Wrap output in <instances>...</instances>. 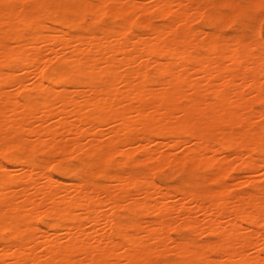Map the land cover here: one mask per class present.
I'll return each mask as SVG.
<instances>
[{
	"label": "bare ground",
	"instance_id": "6f19581e",
	"mask_svg": "<svg viewBox=\"0 0 264 264\" xmlns=\"http://www.w3.org/2000/svg\"><path fill=\"white\" fill-rule=\"evenodd\" d=\"M195 1L0 0V264H264V0Z\"/></svg>",
	"mask_w": 264,
	"mask_h": 264
},
{
	"label": "rangeland",
	"instance_id": "374dc122",
	"mask_svg": "<svg viewBox=\"0 0 264 264\" xmlns=\"http://www.w3.org/2000/svg\"><path fill=\"white\" fill-rule=\"evenodd\" d=\"M149 1L151 2L152 0H149ZM202 1L203 0H196L195 1L196 5H201L202 4L201 5L202 9L207 12L209 10L210 6L209 5H204ZM215 1L219 2V1H223V0H215ZM30 3H31L30 1H26L24 3V5L25 6H29ZM204 6H206V7L203 8ZM66 16L71 18V19H74V16L71 13H68ZM203 18L204 17H199L198 19L195 18V20L192 21L193 27L194 28L197 27L196 29H205V30L211 31V32H214V31L217 30V26L216 25H209L207 20L205 18L204 19ZM105 20L108 21V19H105ZM103 22H105V21H103ZM163 22H164L163 18H159V17L154 18V23L155 24L159 25V24H162ZM242 22H243L244 25L239 24L237 22L228 21L225 24V26L222 28V33L224 35H226V36H228V35L229 36H233V35H237V34H240V33L244 32V33L248 34L247 40H249L250 37H253V35H255L256 39H263L264 40V5H262L260 7H257L255 9H251V11L249 13V16L247 18H244L242 20ZM64 30H68L69 32H72V33L74 32V29L73 28L71 29L70 27H64ZM251 32H253L254 34L251 33ZM261 106H262L261 103H255L254 104V108L255 109H259V108H261ZM6 155L19 156L20 155V151L17 148H15V149L12 148L7 153H0V160L3 161L4 160V156L6 157ZM34 157H35V159H42L44 157V155L41 152H37V153L34 154ZM59 163L63 167H66L68 165L79 166V162L77 160L73 159V158L65 159V160H62V161H55V162H52V165L59 164ZM7 166L10 167L11 165L7 164ZM10 168H13V167L11 166ZM171 172L172 173L174 172V173L172 174ZM152 173H153L152 174L153 178L156 181H159L163 186H166V187H174V186L180 184L181 181H185L188 184H196V183L200 182L203 179V177L205 176V174H206L205 171H203V170H195V171H193V172H191L189 174L187 173V174L184 175V174L178 172L177 170L172 169V168L167 167V166L166 167H161V169L158 168V170L156 168V169L153 170ZM166 173H168V174L171 173V175H168ZM243 174L244 173H241V175H243ZM262 174H264L263 170H261V172L259 171L258 173H256V176H258V178H259V176L261 177ZM53 175H54V177L56 179L57 178H58V180L60 179V181L61 180L64 181V182L70 181V176L61 175L60 173H57L55 171L53 172ZM179 177L182 178V179L180 178L181 181L179 180ZM262 177H263V175H262ZM164 178H166V179H164ZM240 189L243 190V191H247L249 189V185L248 184H243L240 187ZM42 220H44V222H48L49 221V219L44 217V216H42ZM189 234H190V229H188V228H178V229H174V230L171 231V235L174 238L187 237V236H189ZM199 238H201L202 240H205V239L208 240V239H211L212 236H210L208 234H203V235L199 236ZM261 250H264V247H261ZM5 260H4L5 261L4 263H6V262L9 263L11 261L9 259H5ZM8 263H6V264H8Z\"/></svg>",
	"mask_w": 264,
	"mask_h": 264
}]
</instances>
